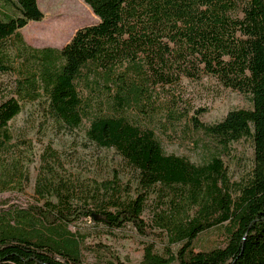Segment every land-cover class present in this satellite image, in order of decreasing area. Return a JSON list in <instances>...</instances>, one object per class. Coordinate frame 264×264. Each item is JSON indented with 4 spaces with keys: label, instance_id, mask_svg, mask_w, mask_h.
Segmentation results:
<instances>
[{
    "label": "trees",
    "instance_id": "16d2710c",
    "mask_svg": "<svg viewBox=\"0 0 264 264\" xmlns=\"http://www.w3.org/2000/svg\"><path fill=\"white\" fill-rule=\"evenodd\" d=\"M0 1V73L16 75L13 95L0 103V148L16 146L9 126L24 103L43 100L50 118L83 129L133 171L126 183L117 168L111 179L71 183L58 178L62 166L48 152L35 184L42 203L0 211V264H129L111 246L87 242L100 232L71 229L85 219L113 236L133 225L146 238L139 264H264V0H83L99 20L61 48L34 47L23 37L26 25L45 19L38 0ZM77 25L56 24L55 33L31 40L51 44L60 34L61 41ZM205 75L247 96L250 106L215 123L191 117L216 150L195 164L167 153L155 128L136 116L149 112L144 101L155 89ZM246 139L253 167L244 183L234 182L227 150ZM26 161L1 163L0 191L23 187ZM151 199L158 209L146 218Z\"/></svg>",
    "mask_w": 264,
    "mask_h": 264
},
{
    "label": "rangeland",
    "instance_id": "374dc122",
    "mask_svg": "<svg viewBox=\"0 0 264 264\" xmlns=\"http://www.w3.org/2000/svg\"><path fill=\"white\" fill-rule=\"evenodd\" d=\"M78 1H81V4H78ZM66 2L70 6L69 11L62 13ZM1 3L0 1V6ZM38 3L45 13V19L41 22L31 21L21 30L25 41L34 47L61 48L69 42L77 29L99 20L83 0H38ZM5 7L16 12L11 4ZM71 20L78 25L71 28L68 38L60 41L59 34L60 36H56V42L51 44L31 40L36 32H41L42 36L50 35L55 33L56 24L62 26L64 22L69 23ZM15 78L13 73H0V103L13 95ZM154 92L153 99L144 101L150 108L149 112L138 113L136 117L143 124L155 128L167 153L186 156L195 164L204 163L216 150L211 138H206L194 129L191 117L198 116L207 124L215 123L232 109L250 106L247 96L224 87L216 78L208 75L199 80L182 77L172 87H160ZM42 101L24 103L23 111L9 126L16 146L0 148V167L1 163L9 165L17 156H23L27 160L24 167L29 175V180L22 188L11 186L6 191H0V211L42 203L35 193V184L40 169L47 163L44 157L48 152H52L51 150H55L62 166L57 167L60 180L94 184L95 180L100 182L111 179L117 168L121 170V181L126 183L133 174L132 169L122 162L115 151L96 146L88 140L83 129L69 130L64 124L50 118ZM24 139L31 142L29 149L21 148L19 142ZM227 162L232 180L244 183L253 167L252 140L232 142L227 150ZM157 200L151 199L147 204L144 214L146 218L151 217L158 209ZM71 229L85 234L100 232L99 238L95 241L88 238L87 242H103L111 246L129 264H139L142 259L141 240L146 238H142L133 225L115 230V236L89 219L76 223ZM215 231L202 233L198 243H206ZM164 245V242H158L157 250L162 251Z\"/></svg>",
    "mask_w": 264,
    "mask_h": 264
}]
</instances>
